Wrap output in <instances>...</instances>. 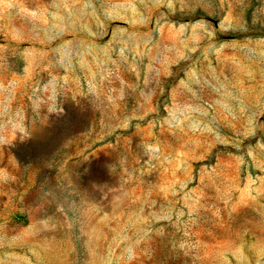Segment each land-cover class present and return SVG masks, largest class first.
I'll list each match as a JSON object with an SVG mask.
<instances>
[{"label": "rangeland", "instance_id": "obj_1", "mask_svg": "<svg viewBox=\"0 0 264 264\" xmlns=\"http://www.w3.org/2000/svg\"><path fill=\"white\" fill-rule=\"evenodd\" d=\"M0 264H264V0H0Z\"/></svg>", "mask_w": 264, "mask_h": 264}]
</instances>
